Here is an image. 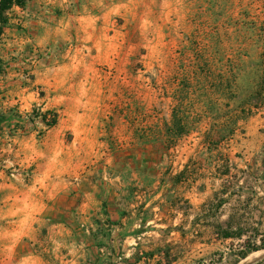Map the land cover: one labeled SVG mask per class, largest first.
Here are the masks:
<instances>
[{
	"label": "rangeland",
	"instance_id": "374dc122",
	"mask_svg": "<svg viewBox=\"0 0 264 264\" xmlns=\"http://www.w3.org/2000/svg\"><path fill=\"white\" fill-rule=\"evenodd\" d=\"M5 16L1 264H264V0Z\"/></svg>",
	"mask_w": 264,
	"mask_h": 264
},
{
	"label": "trees",
	"instance_id": "16d2710c",
	"mask_svg": "<svg viewBox=\"0 0 264 264\" xmlns=\"http://www.w3.org/2000/svg\"><path fill=\"white\" fill-rule=\"evenodd\" d=\"M23 4H24V0H0V31L2 29V26L7 21L6 16H5V12L7 10H9L13 5L22 7ZM262 84H263L262 89L264 90V73L262 76ZM53 115H55V114L53 113ZM55 123H56V119L54 118L51 122L48 123V125L51 126V125H54ZM220 230L223 232V234H220V236L225 237V238L231 237V236H237V237L240 236V234L228 233L226 228H220ZM263 248H264V243L261 245L255 246L251 250H258V249H263ZM244 257H245V254L243 253L241 258H244Z\"/></svg>",
	"mask_w": 264,
	"mask_h": 264
},
{
	"label": "crops",
	"instance_id": "0c3cea01",
	"mask_svg": "<svg viewBox=\"0 0 264 264\" xmlns=\"http://www.w3.org/2000/svg\"><path fill=\"white\" fill-rule=\"evenodd\" d=\"M31 237L33 236V232L30 233ZM30 237V238H31ZM32 263V257L25 255L22 257H17L16 255L9 257L6 264H31ZM1 264V261H0Z\"/></svg>",
	"mask_w": 264,
	"mask_h": 264
}]
</instances>
